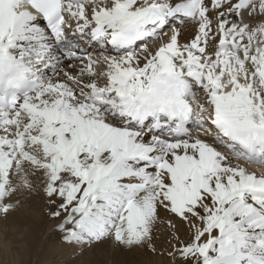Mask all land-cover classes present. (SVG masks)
Returning <instances> with one entry per match:
<instances>
[{
  "label": "snow or ice",
  "instance_id": "6c2138e0",
  "mask_svg": "<svg viewBox=\"0 0 264 264\" xmlns=\"http://www.w3.org/2000/svg\"><path fill=\"white\" fill-rule=\"evenodd\" d=\"M37 196L69 259L264 264V0H0L5 250Z\"/></svg>",
  "mask_w": 264,
  "mask_h": 264
},
{
  "label": "bare ground",
  "instance_id": "6f19581e",
  "mask_svg": "<svg viewBox=\"0 0 264 264\" xmlns=\"http://www.w3.org/2000/svg\"><path fill=\"white\" fill-rule=\"evenodd\" d=\"M194 31H195V25L194 24H187V26H183L182 36H181L182 41H186V40L191 39L192 35L194 34ZM153 46H154V43H153ZM250 166L254 167V169L257 172L260 171V169L256 165H250ZM31 204H32L34 210H38V208L44 207V202H43L42 198L39 196L34 198ZM32 215H31V217H33ZM35 217H36V215H35ZM25 219H27V218H25ZM11 220L10 221L13 222V225H14V222L18 220V217L15 219H11ZM31 221H33V220H31ZM26 224H27V222H26ZM37 224H39V223H37ZM29 226H31V225H29ZM35 226L36 225H34L33 227L35 228ZM39 226H40V224H39ZM40 227H42V226H40ZM28 229H29V227H28ZM50 229H51V224H49L47 222L45 225V229H43L44 233L42 234V237H41L42 238V241H41L42 244L43 243H44V245L46 243L49 244V249H47V251L44 250L45 251L44 255L39 254L38 253L39 250L37 252L35 251L36 253L32 254V251H33L32 248L34 249V247L36 245H38V243L40 244V240L37 237L38 235L35 237L33 234H31L32 240H30V241L27 240V244L20 247L22 249L20 252H11L10 255L8 256L7 260L1 259V257H0V264H6V263H8V264H41V262H46V264H55L56 262H57L56 264H119V262L121 260L125 259L124 256H121L120 254L115 252L110 246H104L101 248H97L95 250H88L82 255L74 256L71 259H69L67 256L61 254L54 247V243H55L54 240H53L54 242L52 241L53 244L50 243V240L54 237V236L50 237ZM29 231H31V230L29 229ZM36 232L39 233L38 231H36ZM22 237L23 236H20L19 238L21 239ZM28 238H30V234H29ZM0 247H2V246H0ZM2 249H3V247H2ZM57 255L60 257H58ZM56 258L58 261L56 260ZM157 262H158L157 257L151 256L150 254H147V253H140L137 257V264H157Z\"/></svg>",
  "mask_w": 264,
  "mask_h": 264
},
{
  "label": "rangeland",
  "instance_id": "374dc122",
  "mask_svg": "<svg viewBox=\"0 0 264 264\" xmlns=\"http://www.w3.org/2000/svg\"><path fill=\"white\" fill-rule=\"evenodd\" d=\"M185 26H187V25H185ZM169 31H170V29H169ZM103 69H98V71H102ZM251 170H255L254 168L252 169L251 168ZM32 203V202H31ZM32 206V204L30 205V207ZM31 209H32V211H31V214L30 215H28V216H23V217H18V220L17 221H15L14 222V225H13V222H11V221H9V224L11 225L12 224V226H16V225H20L22 228H24L25 226H27L26 227V231H24L23 232V234L22 235H20V236H23L21 239L17 236L16 237V240H17V243H15L13 246H12V248H11V251H8V250H5L4 248L2 249V247H0V257H1V259H4V260H7V258H8V256L10 255V253L11 252H20L22 249L20 248V247H22L23 245H26L27 244V240L28 241H30V240H32V235L31 234H33L35 237L37 236L38 238H39V240H40V244L38 243V245H36L35 247H34V249L32 248V254H34V253H36L38 250V253L39 254H41V255H44V252L45 251H47V249H49V244H45L44 245V243L42 244V234L44 233V230L43 229H45V225H46V220H44L43 219V214H44V207H40V208H38V210H34L33 209V206L31 207ZM36 211V212H35ZM33 214V215H32ZM31 215L33 216V217H31ZM35 215H36V217H35ZM22 218V219H21ZM25 218H27V219H25ZM37 218V219H36ZM21 219V220H20ZM20 220V221H19ZM31 220H33V221H31ZM39 220V221H38ZM36 221V222H35ZM25 222V223H24ZM26 222H27V224H26ZM21 223V224H20ZM37 223H39L40 224V226H42V227H40L39 226V224H37ZM45 224V225H44ZM29 225H31V226H29ZM34 225H36L35 226V228L33 227ZM28 227H29V229L31 230V231H29V229H28ZM38 228V229H37ZM28 229V230H27ZM36 231H38L39 233H37ZM42 231V232H41ZM31 232V233H30ZM36 233V234H35ZM29 234H30V238H28L29 237ZM41 234V235H40ZM40 235V236H39ZM28 236V237H27ZM53 237V236H52ZM24 240V241H23ZM26 240V241H25ZM55 241V237H53L51 240H50V243L51 244H53L52 243V241ZM53 241V242H54ZM44 245V246H43ZM42 250V251H41ZM45 250V251H44ZM36 251V252H35ZM38 254V255H39ZM40 256V255H39ZM58 256V255H57ZM58 257H60V256H58ZM56 260H57V258H56ZM58 261V260H57ZM57 263V262H56ZM55 263V264H56ZM6 264H8V263H6Z\"/></svg>",
  "mask_w": 264,
  "mask_h": 264
}]
</instances>
